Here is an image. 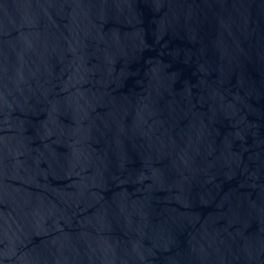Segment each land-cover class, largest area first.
I'll use <instances>...</instances> for the list:
<instances>
[{
  "label": "water",
  "instance_id": "water-1",
  "mask_svg": "<svg viewBox=\"0 0 264 264\" xmlns=\"http://www.w3.org/2000/svg\"><path fill=\"white\" fill-rule=\"evenodd\" d=\"M0 264H264V0H0Z\"/></svg>",
  "mask_w": 264,
  "mask_h": 264
}]
</instances>
